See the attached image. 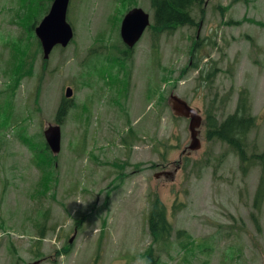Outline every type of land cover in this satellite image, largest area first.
<instances>
[{"label":"rangeland","instance_id":"rangeland-1","mask_svg":"<svg viewBox=\"0 0 264 264\" xmlns=\"http://www.w3.org/2000/svg\"><path fill=\"white\" fill-rule=\"evenodd\" d=\"M13 1L0 0V67L7 68L15 48L20 68L30 56L34 71L18 88L12 114L11 100L1 95L8 80L0 71V109L8 112H0V264H145L152 199L165 206L175 230L171 253L178 251L177 230H184L203 246L192 264H264V202L259 211L254 208L260 170L255 166L243 175L238 156L226 144L208 142L206 128L202 149L189 154V122L173 116L168 105L173 93L201 110L205 120L215 98L223 120L246 92L257 119L246 150H263L264 0H207L201 25L164 34L154 53L148 31L134 48L129 75L121 69L120 76L104 65L109 59L100 50L124 48L121 2L71 0L67 18L74 41L44 62L26 21L8 10ZM47 1L37 0L35 12L26 15L34 25L46 14ZM22 3L17 0L14 9ZM131 4L153 16L148 0ZM193 15L199 22L200 9ZM195 42L201 61L189 68ZM202 68L216 70L212 82H200ZM149 86L160 100L147 101ZM68 87L74 90L73 109L61 125L59 165L52 170L50 195L37 203L30 198L40 177L33 150L46 153L42 133L56 125ZM42 213L48 225L41 240L34 225ZM162 259L184 264L183 256L168 263V252Z\"/></svg>","mask_w":264,"mask_h":264},{"label":"trees","instance_id":"trees-1","mask_svg":"<svg viewBox=\"0 0 264 264\" xmlns=\"http://www.w3.org/2000/svg\"><path fill=\"white\" fill-rule=\"evenodd\" d=\"M37 0H24V7L20 9L25 15H31L35 12L34 3ZM154 9V25L152 26L153 34L156 37H160L164 33H172L176 29L185 26L198 25L195 19L192 17L191 11L194 6H200L204 0H150ZM255 23V22H254ZM31 30L35 29L33 25ZM124 62H128L130 53L123 52ZM118 59H122L121 53ZM114 63L115 60L111 59ZM115 64V63H114ZM9 74V71H5ZM13 78V84H16V80ZM153 97L152 93L149 94V99ZM246 97L241 95L240 105L233 115H229L223 121H219L216 114L211 111L207 117V139L209 141H218L228 145V147L234 151L240 161L241 170L243 175L247 176L250 169L255 165L260 168L261 177L260 184L257 190L258 199L261 202L264 198V147L263 150L253 151L250 155L247 153V137L249 133L257 127V120L251 115L248 106H246ZM73 105L71 102L63 101L58 109L56 116V123L62 124L68 117ZM39 136V135H38ZM57 159L52 156L49 148L46 146V153L40 160L39 168L42 170L44 178L40 181V187L46 195L49 191L51 171L56 170ZM51 170V171H50ZM47 177V178H46ZM80 225V224H79ZM149 230L152 237V246L145 253V260L147 264H164L161 256H154V246L156 245L160 249V254L168 252V263L175 261L180 256H185V264H192L191 261L195 258L197 251L203 250L200 246H197L192 236L184 231H178L177 240H179V247L176 254L171 253L174 242L173 239V227L168 221L166 210L161 201L156 199V204L153 206L149 219ZM178 256V257H177Z\"/></svg>","mask_w":264,"mask_h":264},{"label":"water","instance_id":"water-1","mask_svg":"<svg viewBox=\"0 0 264 264\" xmlns=\"http://www.w3.org/2000/svg\"><path fill=\"white\" fill-rule=\"evenodd\" d=\"M69 0H56L50 14L43 20L41 27L36 32L42 40L45 58L48 59L56 45L66 47L73 38V29L66 21V11ZM149 25V16L141 9L131 11L122 24L121 34L124 42L129 47H134ZM73 90L69 88L66 97L70 98ZM170 104L178 116L191 118L190 131L192 134L191 150H198L200 142L197 129L202 123V118L196 109L191 108L187 102L172 95ZM45 137L52 152L57 155L61 150V128L51 126L45 131Z\"/></svg>","mask_w":264,"mask_h":264},{"label":"flooded vegetation","instance_id":"flooded-vegetation-1","mask_svg":"<svg viewBox=\"0 0 264 264\" xmlns=\"http://www.w3.org/2000/svg\"><path fill=\"white\" fill-rule=\"evenodd\" d=\"M167 175H168V173H167Z\"/></svg>","mask_w":264,"mask_h":264}]
</instances>
